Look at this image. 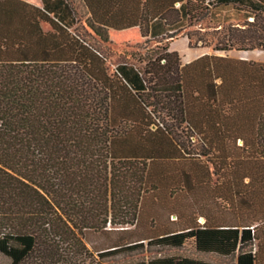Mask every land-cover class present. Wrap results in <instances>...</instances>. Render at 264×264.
I'll return each mask as SVG.
<instances>
[{
  "label": "trees",
  "instance_id": "16d2710c",
  "mask_svg": "<svg viewBox=\"0 0 264 264\" xmlns=\"http://www.w3.org/2000/svg\"><path fill=\"white\" fill-rule=\"evenodd\" d=\"M212 11L222 23L242 12L244 22L215 44L187 33L191 47L264 51V0H0V255L10 264L46 232L86 230L120 232L106 257L193 240L198 252L264 264V66L194 75L166 44L143 68L109 72L103 46L165 42ZM167 191L210 200L231 221L190 210L145 228L169 232L124 241L145 227V195Z\"/></svg>",
  "mask_w": 264,
  "mask_h": 264
},
{
  "label": "rangeland",
  "instance_id": "374dc122",
  "mask_svg": "<svg viewBox=\"0 0 264 264\" xmlns=\"http://www.w3.org/2000/svg\"><path fill=\"white\" fill-rule=\"evenodd\" d=\"M37 2L38 0H28ZM177 7V6H176ZM217 13L212 11V13ZM213 13L212 17H206L203 20H184L180 25L182 26L179 33L174 38L168 39L165 42L161 39H156L158 44L153 41L142 43L140 45H132L129 47L103 45L111 52L109 57V72L121 62H128L135 65L137 68H143L149 59H154L156 55L162 53V47L166 44L175 49L182 47L183 42L179 39L185 38L186 34L195 32L193 39L198 36H203L207 40H211L214 44L217 39L226 40L228 36V26L230 23L244 22L243 13H239L236 19L232 18L230 22L222 23L223 16H216ZM233 12L229 11L226 15L232 16ZM222 15H224L222 13ZM253 20L252 17L247 19L248 22ZM82 22V19H81ZM221 24V25H220ZM78 25V24H76ZM44 30H49V26L42 23ZM206 29L205 32H202ZM243 29V28H242ZM89 40L95 41L96 38L89 36ZM199 33V34H198ZM176 41V42H175ZM124 53V55H123ZM178 53V52H177ZM155 127L152 126V129ZM194 138L191 142H195ZM241 145V143H238ZM154 195L146 194L143 198L144 206L140 211V217L143 220L145 227L139 228L134 231L132 236L124 238L125 240H139L143 237H149L157 234H162L169 231H145V228L150 226V221L157 219L162 226L169 225V222L175 221L177 213L180 215L187 214L190 210H194L201 214H211L224 222L231 221V215L221 212L220 208L216 207L210 200H194L187 192L183 191L174 197L165 193L161 200H155ZM199 211V212H198ZM73 214H77L75 211ZM199 223L200 220H198ZM107 228L109 225L107 224ZM121 237L118 231H51L44 233L38 240L37 246L31 254L20 264H129L147 262L151 259L159 257H179L190 258L194 260L204 261L211 264H235V256L224 257L212 253H202L195 249L193 240H187L180 247L160 246V245H147L145 242L144 247L137 249L130 253H121L115 256H103L107 248L114 246ZM128 241V242H130ZM256 250V244L253 251ZM11 260L0 255V264H10Z\"/></svg>",
  "mask_w": 264,
  "mask_h": 264
},
{
  "label": "crops",
  "instance_id": "0c3cea01",
  "mask_svg": "<svg viewBox=\"0 0 264 264\" xmlns=\"http://www.w3.org/2000/svg\"><path fill=\"white\" fill-rule=\"evenodd\" d=\"M22 1L41 7V0H38L34 3L28 0ZM205 30L206 29H203L202 32H205ZM153 35H157L159 38L164 37L165 34L163 31V27L157 25L155 29H153ZM179 40L183 42L182 47L176 50L173 45L174 43L170 48L169 44L168 51L176 53L178 52L177 54L179 56L180 69L194 63V75H204V72H206L204 71V69L208 70L209 65L212 69L213 64H216L217 68H221L224 74H227L228 68H230V72L233 75H245V72L251 68V65H253L255 69L258 68V70L261 66H264V51L262 50L220 51L214 50L212 47H204L200 43L196 47H191L189 45L187 36ZM235 68H237L238 72H235ZM211 74L214 75L213 71L211 72Z\"/></svg>",
  "mask_w": 264,
  "mask_h": 264
},
{
  "label": "water",
  "instance_id": "95a60500",
  "mask_svg": "<svg viewBox=\"0 0 264 264\" xmlns=\"http://www.w3.org/2000/svg\"><path fill=\"white\" fill-rule=\"evenodd\" d=\"M200 222H203V219H200Z\"/></svg>",
  "mask_w": 264,
  "mask_h": 264
}]
</instances>
